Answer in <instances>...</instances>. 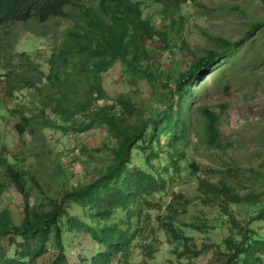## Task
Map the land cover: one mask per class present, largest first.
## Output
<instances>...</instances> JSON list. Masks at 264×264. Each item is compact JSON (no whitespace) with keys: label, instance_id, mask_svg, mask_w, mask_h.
<instances>
[{"label":"trees","instance_id":"1","mask_svg":"<svg viewBox=\"0 0 264 264\" xmlns=\"http://www.w3.org/2000/svg\"><path fill=\"white\" fill-rule=\"evenodd\" d=\"M149 2L163 4L161 20L170 5L177 7L180 3L0 0V27L31 18L45 22L52 16L72 21L50 52L46 70L31 64L32 58L20 51L32 72V76H24V85L34 91L25 109H11L20 113L14 123L16 131L19 135L25 131L34 134L46 127L77 133L101 125L108 136L103 147L109 155L95 177L52 191L33 175L28 185L25 168L10 161L4 146H0V171L6 180L2 185L12 184L22 198L17 219L9 208H0V264H41L39 258L50 250L55 253L42 264H71L62 239L65 229L84 231L93 239L95 249L82 256L85 264H111L114 260L142 264L130 258V251L137 233L144 229L154 239L158 231L163 233L171 264H187L208 251L211 264H264V188L241 190L244 174L233 172L231 166L222 170L192 159L187 164L195 179L192 194L172 191L154 224L148 223L150 214L144 210L145 204L148 208L158 204L154 194L165 193L181 169L179 161L185 158L193 124L190 104L196 95L195 86L204 72L234 63L236 49L253 41L250 34L264 25V19L253 21L236 40L212 35L216 48L193 53L188 65L177 70L170 82L159 58L151 54L170 49L172 37L144 15ZM147 38L158 43L152 45ZM117 61L131 83L148 82L160 102L145 105L125 92L108 97L103 73ZM3 74L7 94L20 90L15 79H9L11 74L18 75L15 70ZM197 108L203 143L221 149L220 114L207 104H198ZM34 187L39 195L32 200ZM195 206L200 208H192ZM235 206L245 208L244 217L238 216ZM191 214L193 219H189ZM220 225L226 228V234L209 241L208 233ZM195 232H203L205 239L198 242ZM142 248L153 256L151 242H143Z\"/></svg>","mask_w":264,"mask_h":264},{"label":"rangeland","instance_id":"2","mask_svg":"<svg viewBox=\"0 0 264 264\" xmlns=\"http://www.w3.org/2000/svg\"><path fill=\"white\" fill-rule=\"evenodd\" d=\"M179 1L177 7L170 5L165 10L164 20H161L164 14L160 13L164 8L162 3L149 2L144 7V15L151 17L159 29H167L172 37L170 49H154L151 54L159 58V64L169 75L170 82H173L177 70L188 65L193 53L216 48L217 41L212 35L236 40L253 21L264 19V0ZM71 22L68 18L52 16L45 22L31 18L0 27V146H4V153L10 161L25 168L28 185L32 184L30 175H33L45 189L52 191H58L71 182H84L95 177L109 156L103 147V140H107L108 136L101 125L77 133H64L59 129L45 127L39 128L34 134L25 131L22 135L14 128L20 113L17 109H11H25L30 105L34 91L24 85V76H32V72L30 65L20 57V51H25L32 58L31 64L46 70L50 52ZM250 36L253 41L249 45L243 43L236 49L234 63L218 65L204 72L202 81L195 86L196 95L190 104L193 124L185 147V158L179 161L181 169L167 186V191L154 194V199L159 200L158 204L150 208L144 205V210L150 214L148 223H156L155 216L172 191H181L186 196L192 194L195 179L187 167L192 159L200 165L222 170L231 166L233 172L244 174L239 184L241 190L264 188V25L254 29ZM146 42L155 45L158 40L147 38ZM8 70L18 73L8 76L9 79H15L20 87V90L12 94L6 93V76L3 72ZM103 83L108 97L125 92L145 105L160 102L148 82L129 81L120 61L103 73ZM198 104H207L220 114L221 149L210 148L203 143L204 133ZM2 183L6 184V180L0 171V208H9L17 219L22 208L21 194L12 184L5 187ZM32 192L34 200L39 193L36 187L32 188ZM209 210L213 211L212 207ZM235 210L239 217L245 216V208L235 206ZM76 211L81 212L78 207ZM191 218L193 214L189 216ZM199 218L203 219L202 216ZM194 234L198 242L205 239L203 232ZM225 234L226 228L220 225L208 233V239L219 240ZM62 239L71 264H85L82 256L91 254L95 249L93 239L84 231L74 233L65 229ZM143 242L154 245L153 256L144 252ZM54 253L55 250H50L39 258V262L42 264L43 260ZM211 256V251H208L187 264H211ZM169 257L170 248L161 231H158L155 239L148 229L137 233L130 251L132 260L142 264H171ZM111 264L120 262L114 260Z\"/></svg>","mask_w":264,"mask_h":264}]
</instances>
